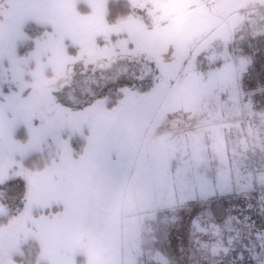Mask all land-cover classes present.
Instances as JSON below:
<instances>
[{"label": "rangeland", "instance_id": "1", "mask_svg": "<svg viewBox=\"0 0 264 264\" xmlns=\"http://www.w3.org/2000/svg\"><path fill=\"white\" fill-rule=\"evenodd\" d=\"M106 1L0 0V114L15 133L23 126L28 134L25 143H0V183L24 176L35 185L39 170L26 169L25 158L46 148L45 167H63L71 138L81 157L110 123L83 250L98 248L101 264H264V84L247 88L255 61L235 50L264 38V0H122L127 16L107 21L96 42L79 40L82 28L69 36L58 27L79 5L97 17ZM27 24L48 29L32 27L35 46L22 56ZM17 60L20 75L11 73ZM121 82L128 85L113 92L117 103L108 108L101 90ZM55 175L52 184L63 183ZM26 195L21 211L0 225V264H20L13 258L32 239L45 248L38 262L57 264L46 253L58 233L48 221L12 226L38 205ZM49 202L37 213L56 203ZM215 243L227 251L212 252Z\"/></svg>", "mask_w": 264, "mask_h": 264}, {"label": "crops", "instance_id": "2", "mask_svg": "<svg viewBox=\"0 0 264 264\" xmlns=\"http://www.w3.org/2000/svg\"><path fill=\"white\" fill-rule=\"evenodd\" d=\"M79 12H77L76 16H73L72 21H69L68 19L66 22L63 21L59 25H56H58V27H63L66 25L69 29V32H67L69 36H72L73 33H77L76 30L78 28H82L77 33L79 34V40H88L94 37L96 42V39L98 37L103 39L104 36L100 35V28L104 26L107 27L109 25L106 21V4L102 12L100 14H97V17H93L92 10L89 13H83V15L81 12V14ZM77 20H81V22H78ZM137 22L141 24V22ZM58 47L59 49L57 50L60 51L61 48L60 46ZM4 50L9 53L7 48H5ZM6 52L4 53V55L6 54ZM10 53H14V50L10 51ZM18 63L20 62L17 60L16 64H12V66H14V69H12L11 71L12 74L20 75L19 71L17 70ZM7 120V116L5 117V115L3 116L2 114H0V143L8 142L10 145L17 144L18 141H16L15 139V131L7 123ZM110 126V123H106V125H104V128L103 126H101L100 128L98 127L96 138L95 134H93L94 140L92 139V142L90 140V145H94L93 147L91 146V149H93V151H85L82 155L83 157L81 156L75 159L72 155L73 152H71V149L69 148L70 146H66V148L63 149L64 155L67 154L69 157L66 165H64L63 167L55 166L52 168L48 166L44 167L42 170H39L35 175L36 177H38L37 183L32 186L28 182L26 191V198L29 201L35 199V196L39 198L37 207L34 208V210L26 219V214L24 215V219H21L20 217H16L15 219H13V221L15 220L14 223H12V226L14 227H21L23 224L26 227H29V222H34L35 220L39 221L40 223L48 221V225H51L58 233L52 234L51 232V236L49 237L51 238L49 242L50 247L49 249H47L46 253H48V255H50L57 264H79L77 262L79 257L80 264H101V253L98 248L94 246L92 247L90 245L88 247H85L83 250L82 235L83 228L88 222L86 216L88 215L90 209V206L88 207V202L89 204H91L90 193H93V191L91 192V189L93 188V186H95V184H92L94 175H96V173L94 172L95 164L97 165V161L99 160L97 157L101 145L107 140L106 136L111 135L112 130L110 129ZM95 128L96 126L94 127V129ZM110 158H115V155L113 154L112 156H110ZM55 172H61L64 175L63 183L57 182L56 186L53 185L54 180L57 177L55 175ZM75 180L77 183L80 182L81 188L75 189ZM65 197L67 198V202H65ZM49 198L52 202L54 201L56 203H53L48 209L42 210L43 214L37 213L39 210L37 208L39 206H43L45 201L46 203L50 204ZM62 204L66 205L65 209L62 208ZM66 213L67 215H65ZM65 216L67 221L64 226L65 228H63L65 231L64 232L59 229L58 225L60 224V221H62L61 219H64ZM18 232L16 233L17 235L14 241L19 235ZM26 233L27 235H25L24 238L26 240H30L31 238L28 237V231ZM5 236L6 234L2 232V230H0L2 243L4 240L6 241V239H4ZM62 237L64 239L61 240ZM32 240L35 241L34 239ZM14 241H8L9 244H7V246L12 247ZM36 241L38 244L40 243L39 240ZM39 245L40 250L38 252V255L45 250V248H43L41 244ZM60 246L66 247L65 250L61 251L58 248ZM71 246H73L72 250Z\"/></svg>", "mask_w": 264, "mask_h": 264}, {"label": "trees", "instance_id": "3", "mask_svg": "<svg viewBox=\"0 0 264 264\" xmlns=\"http://www.w3.org/2000/svg\"><path fill=\"white\" fill-rule=\"evenodd\" d=\"M125 3L122 0H107L106 1V21L113 24L116 23L119 18H123L127 16V11L124 7ZM127 5V2H126ZM128 10V9H127ZM78 11L83 13H88L90 10L85 7L84 5L78 6ZM129 11V10H128ZM37 30V33H40L43 30H46L48 28L37 26L34 27L32 25L27 24L24 31L27 33L28 38L26 41L19 42L18 43V53L22 56H27L29 52L33 49L35 46V39L36 34L32 33V29ZM250 43V45H249ZM73 51L72 49H70ZM235 50L239 51V54L244 56H251V59L255 61L253 65H250V73H253V76L250 81L244 82V84L252 85L253 86H260L264 84V72L261 71L260 67L261 64L264 63V38L258 36L257 38H252L251 41H244L239 44L235 48ZM263 83V84H262ZM128 84L125 82H121V84H112L109 85V87L104 88L101 90V95L99 97L101 98H108L109 104L108 108L113 107L117 102L115 95L113 94L114 91H117L121 87H125ZM16 85L13 87L15 88ZM256 86V87H257ZM6 88H10L9 86H5L4 90ZM264 88V87H263ZM262 89V88H261ZM260 93V92H259ZM256 94V92H255ZM28 134L26 129L23 128V126L18 127V130L15 133V139L16 141H21L22 143H25L27 140ZM77 138H71V147L73 150V154L75 158H78V155L80 154V150L78 148V142H75ZM51 153L50 150L46 149L42 153L43 155H38L37 153L32 154L30 157L25 158L23 160V164L25 165L26 169L32 171V170H42L47 164H50V160H45L43 163V160L45 158H49ZM27 180L24 176L21 177H14L9 178V180L4 181L0 183V191H2V195H0V203L3 206L4 210L6 211L5 215L0 217V225H4L9 223V220L16 216L22 209L23 203L25 202V194L27 191ZM20 247V253L21 256L15 255L13 260L20 263V264H44L38 262V252L40 250V245L35 241H26ZM77 262L80 264V257L78 258ZM255 263V262H254ZM244 264H251L249 261H246ZM257 264V263H255Z\"/></svg>", "mask_w": 264, "mask_h": 264}, {"label": "flooded vegetation", "instance_id": "4", "mask_svg": "<svg viewBox=\"0 0 264 264\" xmlns=\"http://www.w3.org/2000/svg\"><path fill=\"white\" fill-rule=\"evenodd\" d=\"M217 245H218L217 243H215V245H211V246H210V248H211L210 250H211L212 252H215L216 254H219V253L221 252L220 250H222V252H224V253L227 251L226 248L221 249V248H219ZM251 248H252L253 250L255 249V247H253V246H251ZM254 255H255V254H252V256H253L254 259H256V258L259 257V256H258V257H257V256L255 257ZM260 256H261V255H260ZM237 257H239V259L242 258L241 256H238V255H237Z\"/></svg>", "mask_w": 264, "mask_h": 264}]
</instances>
